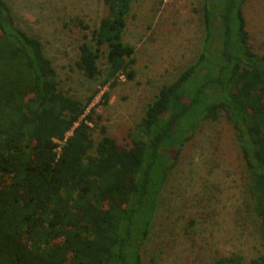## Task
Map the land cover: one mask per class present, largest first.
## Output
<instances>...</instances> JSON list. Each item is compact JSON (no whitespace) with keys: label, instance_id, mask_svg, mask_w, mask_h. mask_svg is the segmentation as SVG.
<instances>
[{"label":"trees","instance_id":"16d2710c","mask_svg":"<svg viewBox=\"0 0 264 264\" xmlns=\"http://www.w3.org/2000/svg\"><path fill=\"white\" fill-rule=\"evenodd\" d=\"M135 1L103 0L106 13L75 62L84 77L102 78L78 98L60 89L39 39L0 0V264H141L175 160L202 122L221 115L246 160L258 218L262 251L248 264H264V55L249 45L245 0H205L198 58L160 86L126 147L91 104L134 78L135 47L123 36ZM53 138L64 140L59 151Z\"/></svg>","mask_w":264,"mask_h":264},{"label":"rangeland","instance_id":"374dc122","mask_svg":"<svg viewBox=\"0 0 264 264\" xmlns=\"http://www.w3.org/2000/svg\"><path fill=\"white\" fill-rule=\"evenodd\" d=\"M4 1L18 26L41 42L62 91L84 98L99 87L102 75L88 79L75 62L79 44L92 42L91 30L106 13L103 0ZM204 2L136 0L132 5L123 40L135 47L134 78L122 77L113 88H102L91 104L99 124L118 144L132 145L131 134L145 105L162 84L198 58L205 36ZM242 7L249 45L264 55V0H245ZM99 67L106 69L104 55ZM104 91H109L107 102L101 98ZM98 133L95 130L96 138ZM261 251L247 163L235 131L223 115L204 121L182 148L162 187L141 264H213L228 255H238L241 264H248Z\"/></svg>","mask_w":264,"mask_h":264},{"label":"built area","instance_id":"2783aa9c","mask_svg":"<svg viewBox=\"0 0 264 264\" xmlns=\"http://www.w3.org/2000/svg\"><path fill=\"white\" fill-rule=\"evenodd\" d=\"M89 124H90V123H89ZM70 133H71V131L68 132V135H69ZM53 140H54L55 143L58 144L57 150L59 151V150H60V147H61V145L63 144V141H64V140H61V139H58V138H53Z\"/></svg>","mask_w":264,"mask_h":264}]
</instances>
